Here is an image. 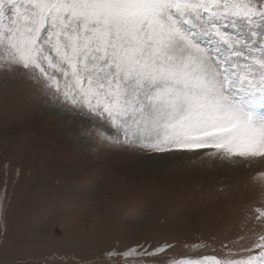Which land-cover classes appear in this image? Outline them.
Segmentation results:
<instances>
[{"label": "snow or ice", "instance_id": "1", "mask_svg": "<svg viewBox=\"0 0 264 264\" xmlns=\"http://www.w3.org/2000/svg\"><path fill=\"white\" fill-rule=\"evenodd\" d=\"M9 81L61 127L87 128L75 139L93 154L124 145L165 166L264 164V0H0ZM254 187L234 237L179 253L171 241L136 244L106 254L134 259L107 264H264V184Z\"/></svg>", "mask_w": 264, "mask_h": 264}, {"label": "rangeland", "instance_id": "2", "mask_svg": "<svg viewBox=\"0 0 264 264\" xmlns=\"http://www.w3.org/2000/svg\"><path fill=\"white\" fill-rule=\"evenodd\" d=\"M82 131L61 127L25 83H0V264H107L134 259L106 254L136 244L171 241L179 253L234 237L241 205L264 184L259 161L185 156L165 166L124 145L93 154L75 139Z\"/></svg>", "mask_w": 264, "mask_h": 264}]
</instances>
